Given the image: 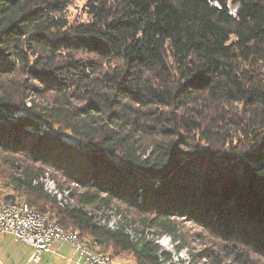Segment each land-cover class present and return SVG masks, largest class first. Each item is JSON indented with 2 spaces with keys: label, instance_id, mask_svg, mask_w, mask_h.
<instances>
[{
  "label": "trees",
  "instance_id": "trees-1",
  "mask_svg": "<svg viewBox=\"0 0 264 264\" xmlns=\"http://www.w3.org/2000/svg\"><path fill=\"white\" fill-rule=\"evenodd\" d=\"M69 1L0 0V203L110 259L183 264L154 238L185 221L264 264V0Z\"/></svg>",
  "mask_w": 264,
  "mask_h": 264
},
{
  "label": "built area",
  "instance_id": "built-area-1",
  "mask_svg": "<svg viewBox=\"0 0 264 264\" xmlns=\"http://www.w3.org/2000/svg\"><path fill=\"white\" fill-rule=\"evenodd\" d=\"M46 217L49 216L22 215V203H5V209H0V236H10L18 243L30 246L32 252L28 263L32 264L38 263L42 254L50 253L53 245L59 243L73 248L82 260L81 264L111 262L108 256L88 252L71 234L69 238H61L53 227L46 225Z\"/></svg>",
  "mask_w": 264,
  "mask_h": 264
},
{
  "label": "rangeland",
  "instance_id": "rangeland-1",
  "mask_svg": "<svg viewBox=\"0 0 264 264\" xmlns=\"http://www.w3.org/2000/svg\"><path fill=\"white\" fill-rule=\"evenodd\" d=\"M84 4L85 0H70L69 7L66 10L65 16L67 17L70 23H83L88 20L86 14L84 13ZM231 112H238L234 108ZM43 128V127H42ZM44 131H47V128H44ZM45 190L54 195L56 193L55 185L48 179L43 181ZM2 185H0L1 187ZM12 194L10 190H4L0 188V198L5 194ZM66 196V194H63ZM58 199L60 196H57ZM117 220L111 218L110 226H113ZM181 237L185 240L187 248L181 250L180 252L176 251V247L179 246L177 242L174 243L166 236H160L154 238L155 242L165 251H168L172 254L173 258L177 262H181L183 264H204V260L199 259V253L204 248H211L210 241L207 240L206 234L196 226L189 224L187 222L181 223ZM108 254H111L110 252ZM114 257V256H113ZM123 261V264H136L134 259L128 256L122 255L119 258L114 257L111 259L110 264H117L119 261ZM231 264V263H226Z\"/></svg>",
  "mask_w": 264,
  "mask_h": 264
},
{
  "label": "crops",
  "instance_id": "crops-1",
  "mask_svg": "<svg viewBox=\"0 0 264 264\" xmlns=\"http://www.w3.org/2000/svg\"><path fill=\"white\" fill-rule=\"evenodd\" d=\"M31 252L30 246L10 236H0V264H32L28 263ZM81 261L73 248L59 243L53 245L50 253L42 254L36 264H81ZM117 264H123L122 259Z\"/></svg>",
  "mask_w": 264,
  "mask_h": 264
},
{
  "label": "bare ground",
  "instance_id": "bare-ground-1",
  "mask_svg": "<svg viewBox=\"0 0 264 264\" xmlns=\"http://www.w3.org/2000/svg\"><path fill=\"white\" fill-rule=\"evenodd\" d=\"M0 209H5V203H0ZM22 215L44 216V214L35 212L31 208H29L27 205H22ZM46 225H48L49 227H53L54 231H56L57 234L61 235V238H69L70 233L64 231L59 225H57L55 222H53L49 217H46ZM71 235L75 238V240L78 243H82L76 235H74V234H71ZM85 249L90 253H94L91 250L87 249L86 247H85ZM106 264H110V262H106Z\"/></svg>",
  "mask_w": 264,
  "mask_h": 264
},
{
  "label": "water",
  "instance_id": "water-1",
  "mask_svg": "<svg viewBox=\"0 0 264 264\" xmlns=\"http://www.w3.org/2000/svg\"><path fill=\"white\" fill-rule=\"evenodd\" d=\"M16 115H14L15 117ZM0 122L11 123L12 120L8 118L7 114L3 109H0Z\"/></svg>",
  "mask_w": 264,
  "mask_h": 264
}]
</instances>
